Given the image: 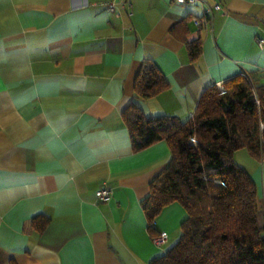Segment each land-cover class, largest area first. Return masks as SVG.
Here are the masks:
<instances>
[{"label": "crops", "instance_id": "crops-1", "mask_svg": "<svg viewBox=\"0 0 264 264\" xmlns=\"http://www.w3.org/2000/svg\"><path fill=\"white\" fill-rule=\"evenodd\" d=\"M0 0V256L3 264H150L178 240L187 214L166 206L152 231L140 202L167 166L164 142L134 152L122 114L188 118L202 93L247 72L264 85V0ZM209 10L206 25L192 19ZM129 13L131 15L129 16ZM199 42L190 59L186 44ZM151 60L169 89L134 97ZM262 76V77H261ZM235 162L264 214V159ZM110 190L100 202L97 193ZM39 215L50 223L23 230ZM167 234L160 248L154 235Z\"/></svg>", "mask_w": 264, "mask_h": 264}, {"label": "trees", "instance_id": "trees-1", "mask_svg": "<svg viewBox=\"0 0 264 264\" xmlns=\"http://www.w3.org/2000/svg\"><path fill=\"white\" fill-rule=\"evenodd\" d=\"M186 50L195 59L200 43H187ZM247 74L253 85L238 75L223 83V92L206 89L185 120L145 117L134 104L123 112L134 152L158 142L170 151L169 163L140 202L149 230L172 203L187 214L177 242L150 264H264V214L257 189L234 160L240 149L264 159V85ZM168 89L156 65L144 60L134 79V97L147 100ZM49 223L39 215L25 221L23 230L41 234Z\"/></svg>", "mask_w": 264, "mask_h": 264}, {"label": "built area", "instance_id": "built-area-1", "mask_svg": "<svg viewBox=\"0 0 264 264\" xmlns=\"http://www.w3.org/2000/svg\"><path fill=\"white\" fill-rule=\"evenodd\" d=\"M128 0H107L106 2L102 3L103 8L113 14L114 16L118 17L119 16V10L123 9L125 6H127ZM179 4L182 5H192L195 4L197 2H199L200 0H176ZM209 13V10L205 11V15L201 18H193L192 21L194 23L195 26H200V25H206L208 22V18L206 17ZM131 15V13H129V16ZM257 45L259 47L264 46V40L262 39H258L257 40ZM241 75L251 84H252V80L250 78V76L247 74V72H242ZM218 90L220 92L224 91V88L219 87ZM192 144H195V140L191 139ZM109 194H110V190L108 189H101L98 191L97 193V200L100 202H104L106 200H108L109 198ZM151 241L153 243V245L155 247H161L162 245H164L167 242V234L165 232H161L155 236H153L151 238Z\"/></svg>", "mask_w": 264, "mask_h": 264}]
</instances>
